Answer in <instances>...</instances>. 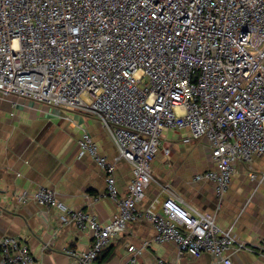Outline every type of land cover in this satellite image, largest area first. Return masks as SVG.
<instances>
[{
  "label": "built area",
  "instance_id": "built-area-1",
  "mask_svg": "<svg viewBox=\"0 0 264 264\" xmlns=\"http://www.w3.org/2000/svg\"><path fill=\"white\" fill-rule=\"evenodd\" d=\"M0 95L93 115L131 167L120 198L114 164L83 133L80 156L102 169L117 206L107 224L68 209L51 190L17 198L57 210L60 225L90 233L87 250L65 251L68 264H96L140 220L153 226L156 243L174 244L178 258L208 253L232 264L231 250H248L213 214L181 207L168 186L163 201L136 207L154 181L151 163L164 131L186 130L206 142L215 170L193 181L214 182L217 197L236 164L264 156V0H0ZM0 258L37 264L19 237L0 239Z\"/></svg>",
  "mask_w": 264,
  "mask_h": 264
},
{
  "label": "crops",
  "instance_id": "crops-1",
  "mask_svg": "<svg viewBox=\"0 0 264 264\" xmlns=\"http://www.w3.org/2000/svg\"><path fill=\"white\" fill-rule=\"evenodd\" d=\"M84 132L98 155L114 164L116 186L123 198L132 180L131 167L119 159L115 144L96 117L0 95V239L23 238L37 264H68L66 250L85 251L92 242L88 231L60 225L57 210L33 201L18 203L23 193L51 190L64 206L92 215L100 224H107L117 213L115 202L106 195L104 172L89 154L80 156ZM151 169L154 181L137 204L138 211L146 210L155 200L163 201L162 187L168 186L181 207L213 214L220 229H231L246 245L248 250L229 252L232 264H264V156L236 164L228 190L217 197L214 182L193 181L196 175L215 170L206 142L192 140L186 130H168L160 138ZM251 174L256 178L251 179ZM155 235L151 224L129 222L96 264H129L132 257L136 264H157L159 260L221 264L208 253L178 258L176 246L156 243ZM46 244L50 246L43 250ZM132 247L140 253L133 254Z\"/></svg>",
  "mask_w": 264,
  "mask_h": 264
},
{
  "label": "rangeland",
  "instance_id": "rangeland-1",
  "mask_svg": "<svg viewBox=\"0 0 264 264\" xmlns=\"http://www.w3.org/2000/svg\"><path fill=\"white\" fill-rule=\"evenodd\" d=\"M69 209V208H68ZM70 210H72V209H70ZM74 211H76V210H74ZM141 221H145V220H141ZM145 222H147V221H145ZM147 223H149V222H147ZM150 224V223H149ZM152 226V225H151ZM153 227V226H152ZM185 256V255H184Z\"/></svg>",
  "mask_w": 264,
  "mask_h": 264
},
{
  "label": "trees",
  "instance_id": "trees-1",
  "mask_svg": "<svg viewBox=\"0 0 264 264\" xmlns=\"http://www.w3.org/2000/svg\"><path fill=\"white\" fill-rule=\"evenodd\" d=\"M102 253H103V251L98 255V259H99V256H100ZM98 259H97V262H98ZM97 262H96V263H97Z\"/></svg>",
  "mask_w": 264,
  "mask_h": 264
},
{
  "label": "bare ground",
  "instance_id": "bare-ground-1",
  "mask_svg": "<svg viewBox=\"0 0 264 264\" xmlns=\"http://www.w3.org/2000/svg\"><path fill=\"white\" fill-rule=\"evenodd\" d=\"M249 248V247H248Z\"/></svg>",
  "mask_w": 264,
  "mask_h": 264
}]
</instances>
